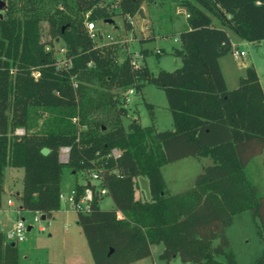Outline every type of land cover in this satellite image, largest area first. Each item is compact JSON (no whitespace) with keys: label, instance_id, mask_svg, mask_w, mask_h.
<instances>
[{"label":"trees","instance_id":"trees-1","mask_svg":"<svg viewBox=\"0 0 264 264\" xmlns=\"http://www.w3.org/2000/svg\"><path fill=\"white\" fill-rule=\"evenodd\" d=\"M143 1L119 0L118 13L134 15ZM5 3L0 17V209L6 167L23 170L22 190L13 196L18 210L45 220L60 209L64 168L96 173L97 187L106 191L112 208L101 209L94 192L90 211L76 213L93 264H132L149 258L153 245H162L158 259L164 264L177 259L238 264L227 234L232 218L250 211L264 225V198L246 172L254 157L264 155V94L252 66L228 90L218 58L231 51L227 30L248 42L264 40V0H182L188 16L173 50L181 65L156 73L144 61L134 66L128 55L118 62L115 43L97 45L89 35L86 21L114 15L106 0ZM42 21L48 24L46 41ZM57 38L63 43V65L53 52ZM145 84L163 90L173 131L143 127L138 118L124 128L127 110L120 95L126 99L129 89L138 94ZM37 119L42 122L35 129ZM17 129L24 133L16 135ZM43 148L48 155L41 154ZM62 148L69 149L65 164L59 159ZM188 157L208 158L211 164L192 188L171 195L161 170ZM139 177L148 181L149 200L135 198ZM88 188L94 190L76 184V200ZM0 264H19L17 244L2 233ZM251 264H264V239Z\"/></svg>","mask_w":264,"mask_h":264},{"label":"rangeland","instance_id":"rangeland-1","mask_svg":"<svg viewBox=\"0 0 264 264\" xmlns=\"http://www.w3.org/2000/svg\"><path fill=\"white\" fill-rule=\"evenodd\" d=\"M181 1L156 0L158 6L155 8L153 7V0L143 1L141 4V7L144 8L143 13H146V15L151 13L152 17L150 16V19H145L137 13L131 15L133 24L128 28L125 16L118 13L115 0H106L109 9L114 11V15L111 17L113 23L110 24L102 20L94 21L97 31V37L94 40L97 45L115 43L118 47V62H121L127 55L130 56L131 60L137 59L138 62H142L139 56L141 45L136 39L141 37L148 38L154 35L155 32L158 35L167 36V40L147 44L149 47L161 45L165 50H161V54H158L154 49V54L148 58V62L153 71L159 70L161 67L171 71L181 64L180 57L171 52L172 45H176L172 36L185 27V14L181 11L177 12L178 8L181 7ZM229 34L232 41L235 42V49L244 50L245 52V56L239 57L238 59H235L230 52L223 56L222 65L228 76L229 83L232 77L245 75V69L242 66V62H245L247 66H252L256 70L264 92L263 41L248 42L242 40L230 30ZM106 35H109L111 38H108ZM41 39L42 41L49 39L48 24L46 21L41 22ZM53 52L58 59V64H65L63 43L60 38L54 39ZM134 54L138 58H135ZM231 86H235L234 83ZM95 87L100 89L98 86ZM114 92H118V90H114ZM120 99L123 100L120 103L127 110V117L121 119L124 128L127 127L131 119L140 117L141 124L144 127L153 125L157 127L158 131L169 129L171 117L169 110L164 109L167 103L162 89L152 84H146L144 98L133 95L129 96L128 101L121 94ZM146 104L154 105L155 113L152 112V109H148ZM151 114L153 117L154 115L156 116V122H152ZM93 116L92 114L91 117ZM41 122L42 119H37L35 129L40 127ZM59 159L63 164L67 162L60 158V153ZM263 160L264 155L256 156L246 167V172L250 179L257 185L258 194L261 198H264ZM204 164L209 165L211 161L207 159L200 162L195 158L188 157L166 165L162 169V174L170 193L174 195L192 188L195 178L202 173V165ZM11 170L12 174L9 169L5 170L3 180L4 194L1 196L0 233L5 236L13 230V227L18 222L23 223L25 240L17 244L19 264H93L85 238L80 228L76 225L77 212L69 208L66 201H60V209L62 212L66 210L67 213H56L54 220L46 219L42 221L37 213L18 210V203L13 196L22 190L23 170L13 168ZM136 180L135 198L141 201L149 200L148 181L142 177ZM89 182H95L90 178L89 172L84 171L73 174L71 170L64 168L61 181V193L67 195L70 190L75 188L76 184L85 185ZM8 200L12 202V205H9ZM99 206L103 210H108L112 208V202L108 196H103L99 201ZM35 219L39 221L35 222ZM64 225H67L68 228H65ZM40 228H43L44 231H40ZM70 233H75V242L68 241L67 237ZM48 234H51L52 237L50 238ZM227 234L238 264H251L259 257L263 249L264 225L260 219H255L250 211L234 216L231 225L227 229ZM160 248L161 246H154L153 256L157 258L159 264H164L158 259L159 255L156 256L157 253H161L159 252ZM25 255L26 258L24 259L23 257ZM152 263L157 264L154 261ZM145 264H150V262ZM172 264L188 263H181L177 259Z\"/></svg>","mask_w":264,"mask_h":264},{"label":"crops","instance_id":"crops-1","mask_svg":"<svg viewBox=\"0 0 264 264\" xmlns=\"http://www.w3.org/2000/svg\"><path fill=\"white\" fill-rule=\"evenodd\" d=\"M158 5H157V3H156V0H153V7L155 8V7H157ZM142 8V7H141ZM142 11H144V8H142ZM179 11H181V12H183L184 14H185V17L187 18V13H186V11H185V8L184 7H180V8H178V10H177V12H179ZM144 14V13H143ZM150 14V15H149ZM149 14H147L146 15V13L144 14V18L145 19H147V18H149L150 19V16L152 17V14L151 13H149ZM99 21V20H98ZM96 22V21H95ZM113 23V22H112ZM184 23H185V26H186V19H185V21H184ZM217 26H219L217 23H215ZM178 33L179 32H176L172 37H173V41L176 43V45H172V50H171V52L173 53V49H175V48H178L179 47V45H180V43H179V40H178ZM227 35H228V37H229V40H230V43H231V51H230V53L232 54V56L235 58V59H238L240 56H235L233 53H232V51H233V49H235V42H233L232 41V39H231V36H230V34H229V30H227ZM177 39V40H176ZM137 41H139L140 42V45H141V47H140V54H139V56L141 57V59H142V61H144L146 64H147V66H148V68H149V70L151 71V72H153V73H156L157 71H159L160 69H165V68H163V67H161L159 70H156V71H153L152 70V68L150 67V65H149V62H148V58L152 55V54H154L153 53V50L155 49V52H156V50L158 49V50H160V53H158V54H161V52L162 51H165L164 50V47L163 46H161V45H159V46H155V47H149V46H147V44L148 43H151V42H160V41H164V40H167V36H162V35H158L156 32L154 33V35H151L150 37H148V38H139V39H136ZM136 40H134V41H136ZM142 50H146V52H142ZM162 50V51H161ZM146 53V54H145ZM145 54V55H144ZM134 56H135V58H138L135 54H134ZM223 56H225V55H223ZM223 56H221V57H219L218 58V65H219V68H220V71H221V73H222V76H223V78H224V82H225V85H226V88L228 89V90H231V89H233V88H236L237 86H238V83H239V78L240 77H242L241 75H237V76H235V77H232L231 79H230V83H229V81H228V76H227V74H226V72H225V70H224V67H223V65H222V58H223ZM243 56H245V55H243ZM242 56V57H243ZM135 61H137V59H134ZM137 63H141V62H138L137 61ZM243 64H242V66L244 67V69H245V67L247 66V64H245V62H242ZM181 65V64H180ZM179 65V66H180ZM179 66H177V67H179ZM177 67H175V68H177ZM174 68V69H175ZM166 70V69H165ZM259 78V77H258ZM233 83H234V85L235 86H231V85H233ZM262 87V86H261ZM146 88V84L143 86V88L141 89V92L140 93H138V94H136V93H132V94H127L126 93V100H128L129 101V96H135V97H138V96H142V98H144V89ZM263 90V89H262ZM263 94H264V92H263ZM167 103V102H166ZM151 106H152V112L153 113H155L154 112V110H155V106L154 105H152V104H150ZM164 109H168V107L166 106V107H164ZM169 114H170V112H169ZM170 117H171V114H170ZM138 119H139V122H140V124H141V121H140V117H137ZM132 120V119H131ZM153 120L154 121H152V122H156V116L154 115V117H153ZM141 126H143L142 124H141ZM144 127V126H143ZM154 128H155V130L157 131V132H163V131H158V129H157V127H155L154 126ZM165 131H173V123H172V117H171V125H170V127H169V129H167V130H165ZM259 156V155H258ZM189 158H192V157H189ZM208 158H202V159H196L197 161H200V162H202V160H207ZM208 164H204V165H202V169H203V167H205V166H207ZM210 165V164H209ZM165 167V166H164ZM163 167V168H164ZM162 168V169H163ZM7 169H9V171H10V173L12 174V170H11V168L10 167H6L5 169H4V176H5V170H7ZM162 171V170H161ZM162 176H163V174H162ZM163 179H164V176H163ZM3 180H4V178H3ZM137 181V180H136ZM164 182H165V184H166V181H165V179H164ZM166 189L168 190V192H169V194H171L170 193V190H169V188L167 187V184H166ZM171 195H173V194H171ZM8 203H9V205H12V202L10 201V200H8ZM10 207V206H9ZM59 212H61V213H67V211L65 210L64 212H62L61 211V209L59 210V211H57V212H54V213H52V217L50 218L51 220H54L56 217H55V215H56V213H59ZM77 225V224H76ZM65 226V228H68L67 227V225H64ZM78 227V226H77ZM49 235V237L51 238L52 237V235L51 234H48ZM68 241L70 242V241H72V242H75V240H76V236H75V233H70V234H68ZM154 246H161V248H160V251L159 252H161L162 251V249H163V247H162V245H153V246H151V256L149 257V258H146V259H143V260H140V261H137V262H135V263H132V264H145V263H149L150 262V264H153L152 263V261H154V262H156L157 264H159L158 263V261H157V258H155L154 256H153V248H154ZM63 248V247H62ZM160 253H157V255L156 256H158ZM24 259L26 258V255L23 257ZM160 262V261H159ZM162 262V261H161ZM164 263V262H163ZM155 264V263H154ZM161 264V263H160Z\"/></svg>","mask_w":264,"mask_h":264},{"label":"built area","instance_id":"built-area-1","mask_svg":"<svg viewBox=\"0 0 264 264\" xmlns=\"http://www.w3.org/2000/svg\"><path fill=\"white\" fill-rule=\"evenodd\" d=\"M119 0H115L116 4L118 3ZM116 6V5H115ZM188 16V15H187ZM126 19V23L129 25L133 24V19L131 15H126L125 16ZM85 27L89 33V35L94 39L97 37V31H96V27H95V22L93 20L90 21H86L85 22ZM108 38H111L109 35H106ZM177 40V39H176ZM264 43V40H263ZM48 49V48H47ZM64 52V50H63ZM156 53H160V50H156ZM232 53L235 56H240L242 57L243 55H245L244 50H237L234 49L232 51ZM131 62L134 64V66H136L138 63L135 60H131ZM32 75L34 77L38 76V72H32ZM133 93V89H129L127 94H132ZM24 133V131L22 129H17L15 131L16 135H22ZM68 152L69 149L68 148H62L60 150V158L64 159L65 161H67L68 159ZM112 155L116 156L117 152L114 150L112 151ZM62 156V157H61ZM62 163V162H61ZM66 163V162H65ZM90 178L93 179L95 182H89L87 183L89 186L94 187V190H92L91 188H88L84 191V194L79 197L76 200V191L75 189H72L69 191V193L67 195H63L62 193H60L59 195V200L60 201H66V203L68 204L69 208H71L72 210L76 211V212H81V213H88L90 211V204L93 200V196L95 193H97V195L101 198L103 196L106 195V191L105 190H101L100 188H98V183H99V179H98V175L96 173H91L90 174ZM95 192V193H94ZM39 215V214H38ZM40 216V215H39ZM41 219V216H40ZM35 222H38V219L34 220ZM40 231H44L43 228H40ZM5 239L8 243H12V244H19L24 242L25 240V228L22 222H18L14 227L13 230L8 232L5 235Z\"/></svg>","mask_w":264,"mask_h":264},{"label":"water","instance_id":"water-1","mask_svg":"<svg viewBox=\"0 0 264 264\" xmlns=\"http://www.w3.org/2000/svg\"><path fill=\"white\" fill-rule=\"evenodd\" d=\"M5 7H6V3H5V1H4V0H0V17H2V13H1V12H3V11L5 10ZM137 14H138L140 17H144V14H143L142 8H139V9H138ZM105 22L111 24V23L113 22V20H112V19H106ZM40 152H41V154H42L43 156H46V155L49 154L50 151H49V149H47V148H43ZM41 220L44 221V220H45V216H41ZM28 230H30V228H28Z\"/></svg>","mask_w":264,"mask_h":264}]
</instances>
